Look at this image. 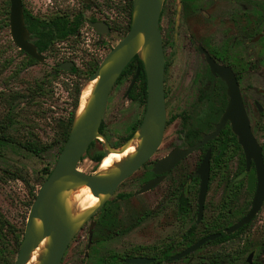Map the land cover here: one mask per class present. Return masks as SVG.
Instances as JSON below:
<instances>
[{
  "label": "flooded vegetation",
  "instance_id": "1",
  "mask_svg": "<svg viewBox=\"0 0 264 264\" xmlns=\"http://www.w3.org/2000/svg\"><path fill=\"white\" fill-rule=\"evenodd\" d=\"M77 1L82 3L81 9H62L48 16L34 14L23 2L24 17L25 13L28 15L25 19L45 22L43 26L51 30L49 35L54 38L49 49L41 53L37 47L38 37L26 24L31 42L45 57L44 62L50 56L61 58L53 64L51 72L71 86L77 83L82 86L83 80L96 72L104 58L129 33L133 20V0H121L120 3L117 0ZM169 1H164L160 17L167 111L162 144L83 226L70 243L62 264L69 256L73 264H133L129 261L135 258L150 260L147 264H176L183 260H190L191 264H264V197L249 223L232 231L252 213L257 194L264 188V0H175L172 11L169 10ZM89 9L91 13L87 15ZM216 10L224 14L221 19L207 15ZM117 11L120 19L113 16ZM168 11H171V18L167 16ZM200 16L206 19H199ZM76 18H81L79 30L64 38L66 30L61 25L57 30L55 22H73ZM115 36H120L117 44L110 40ZM14 45L23 59L29 56ZM97 47L106 52L104 56L97 55ZM129 65L116 82L108 106L114 90L130 80L124 99L141 106L143 115L112 146L105 124L107 106L100 133L113 148L124 146L135 135L148 105V84L146 82L145 98L140 82L144 65L143 69L137 65L135 70L132 67L128 72ZM138 69H141L140 75L130 91ZM233 93L237 97L233 118H239L244 129L248 119L254 140L252 150L241 142L233 121L227 120L217 136L183 156L169 170L158 169L160 162L179 152L192 150L204 141L205 136L218 131L233 106ZM97 141L104 149L105 141L101 138ZM93 146L94 143L89 150ZM163 147L166 149L163 156L156 157ZM207 157L209 176L201 209L200 169ZM102 160L97 162L93 157L98 167ZM131 179L137 187L120 191ZM152 181L157 183L146 189ZM156 192H160L156 209H147L137 201L140 196ZM167 204L173 208L179 224V240L156 246H133L130 252L102 254L107 243L128 235L154 217L166 214ZM6 222L9 221L0 212V238L5 233ZM7 226L12 227L11 224ZM87 228V240L77 241L78 235ZM205 239L209 240L195 252L174 260ZM4 246L0 245V264L7 261Z\"/></svg>",
  "mask_w": 264,
  "mask_h": 264
},
{
  "label": "water",
  "instance_id": "2",
  "mask_svg": "<svg viewBox=\"0 0 264 264\" xmlns=\"http://www.w3.org/2000/svg\"><path fill=\"white\" fill-rule=\"evenodd\" d=\"M165 0H133V20L129 33L113 50L104 58L96 72L88 79L87 83L96 81L93 93L83 113H75L74 122L67 142L50 176L40 187L36 200L32 204L24 239L15 264H29L33 253L45 243L37 264H62L64 255L75 236L83 226L100 211L112 198L118 187L129 177L135 174L147 163L160 148L166 128L167 111L164 90L165 57L163 40L160 31V17ZM10 31L14 43L30 57L38 62H44L45 57L40 54L31 42V34L26 28L23 0H10ZM138 56L143 62L147 75L148 105L144 120L135 135L122 147L113 148L106 138L100 133L102 122L107 111L110 94L120 78L122 72L130 62ZM141 69L131 84L130 91L140 75ZM233 106L225 115L218 131L214 135L205 136L197 147L188 152H179L158 164V169L169 170L183 156L189 154L208 139L218 135L227 120H232L235 132L240 136L241 142L254 145L248 119L246 129L242 128L239 118H233L237 97L233 93ZM79 107V105H78ZM241 125V126H240ZM103 139L104 158L112 152L123 154L130 146L136 148L135 153L115 163L106 170H99L94 174L85 173L79 166L83 157L88 153L92 143ZM103 158V159H104ZM160 173V170H157ZM202 178L200 204L201 209L205 200L207 181L209 176V158L201 166ZM157 181L150 182L154 186ZM264 183V178H263ZM87 186L99 202L93 208L75 215L69 204V199L77 189ZM264 197V188L260 189L255 208L252 213L238 224L232 231L249 223L258 211ZM209 239L202 240L192 246L174 260L187 256ZM133 264H147L146 258H135L129 261Z\"/></svg>",
  "mask_w": 264,
  "mask_h": 264
},
{
  "label": "rangeland",
  "instance_id": "3",
  "mask_svg": "<svg viewBox=\"0 0 264 264\" xmlns=\"http://www.w3.org/2000/svg\"><path fill=\"white\" fill-rule=\"evenodd\" d=\"M6 0H0V10ZM121 0H117L120 3ZM25 7L34 14L48 16L58 10L81 9L82 3L77 0H23ZM169 10L175 7V0L169 1ZM124 4V3H122ZM89 9L88 14L90 15ZM172 11V10H171ZM171 11L167 16L171 18ZM120 12L113 14L119 17ZM212 19H221L224 14L219 10L207 14ZM199 19H206L200 16ZM211 19V18H210ZM90 35L91 31H88ZM120 36L110 38L111 43L117 44ZM63 47V46H62ZM98 56L105 55V51L96 48ZM50 56L42 64H34L16 74L23 55H18V49L11 37L10 24L0 19V137L6 140L0 145V212L11 224L5 226V233L0 238V245H5L7 258L14 264L25 233L29 213L32 206L30 190L39 191L40 183L45 180L44 169H54L59 158L58 144L54 141L60 131V121L66 120L71 113L72 100L66 90L67 83L62 77L55 78L51 67L61 58ZM66 78V75H65ZM48 80L45 95H33L30 91L38 80ZM88 79L83 80L82 90ZM130 80L122 83L112 93L108 106L105 124L109 140L113 146L116 141L128 133V128L143 115V109L137 104L127 103L124 99ZM82 93V92H81ZM17 95L13 99V96ZM14 120L9 124L8 117ZM35 142L52 144L51 148L42 156H36L28 151L24 144ZM164 147L156 157L165 153ZM104 149L99 141L83 157L80 168L87 174H94L99 167L93 157L102 154ZM61 153V152H60ZM197 153L193 156L195 157ZM134 181H127L120 191L135 189ZM159 193L140 196L137 201L147 209L158 208ZM167 204L166 214L150 219L146 224L137 228L126 236L107 243L102 251L104 256L113 252H130L133 246H156L179 240V224L175 219L173 208ZM131 208L129 207L128 210ZM87 230L81 232L77 241L87 240ZM81 254H84L82 250ZM70 255V254H69ZM69 256L64 264H73ZM176 264H191L190 260L178 261Z\"/></svg>",
  "mask_w": 264,
  "mask_h": 264
},
{
  "label": "trees",
  "instance_id": "4",
  "mask_svg": "<svg viewBox=\"0 0 264 264\" xmlns=\"http://www.w3.org/2000/svg\"><path fill=\"white\" fill-rule=\"evenodd\" d=\"M10 9H11V2L10 0H6L4 7L2 10H0V19L3 20V22L9 24V20H10ZM25 17H28V15L25 13ZM25 22L28 26L29 31L35 35L36 37H38V42H37V47L38 50L42 53L45 50L49 49V43H51L54 38L50 37L49 33L51 32V30H47V26H43L46 23H40L39 20L37 19H25ZM63 26L64 29L66 30L65 35L63 36L64 38L67 37L69 34L72 33H76L79 30V27L81 25V18H76L73 22H60L59 20H57L55 22V26L57 28V30L59 29V27ZM136 63H138L137 65L140 66L143 69V63L140 61L139 57L136 56L134 58V60L131 62V64L128 67V72L132 71V67L134 68V70L136 69L137 65ZM34 64H38L36 60H34L31 57H27L24 58L22 61V64L20 66V69L16 71V74H18V72H20L21 70H24L25 68L32 66ZM126 71V72H127ZM59 75H56L55 78H58ZM140 82L141 84H143V94H145V98H146V92H147V86H146V74L144 72V70H142V75L140 77ZM47 84H49L48 80H41L38 79L35 84L34 87L30 90L33 95H45L46 94V86ZM66 85V90L69 91L70 93V98L72 100V111L69 114V117L66 118V120H62L60 121V131L57 132L56 135V139H55V143L58 144V148H59V155L60 152L62 151L65 143L67 142L70 132H71V128L74 122V118H75V113L76 110L78 108L79 102H80V97H81V92H82V86L80 83L75 84L74 86ZM17 95L13 96V99L16 98ZM9 120V124L12 125L14 123V120L11 118V116L8 117ZM6 140H2V138L0 137V145L3 144ZM52 144H42V143H35V142H27L24 144V147L34 153L36 156H42L45 152H47L50 148H51ZM103 158V154L102 155H98L97 157H95V160L97 162H100ZM53 169L47 167L44 169V176H45V180L43 182L40 183V187L42 186V184L46 181V179L50 176L51 172ZM37 193L38 191L34 188H32L30 190V196L32 198V201L34 203V201L36 200L37 197ZM32 203V204H33ZM6 225H10L9 222H6ZM20 248V247H19ZM19 252V251H18ZM1 257V255H0ZM6 264H11V262H9V259H6Z\"/></svg>",
  "mask_w": 264,
  "mask_h": 264
},
{
  "label": "bare ground",
  "instance_id": "5",
  "mask_svg": "<svg viewBox=\"0 0 264 264\" xmlns=\"http://www.w3.org/2000/svg\"><path fill=\"white\" fill-rule=\"evenodd\" d=\"M96 81H92L89 83H86L84 85V88L81 93L80 97V102H79V107H78V115L83 113L85 110L87 103L93 93L94 87L96 85ZM136 148L134 146H130L123 154H120L119 152H112L108 157L104 158L102 162L99 165V168L101 170H106L112 167L115 163L120 162L124 158L128 157L129 155H132L135 153ZM99 202V199L94 197L90 188L87 186H84L82 188L77 189L75 192L72 193L70 199H69V204L72 207V210L75 215H79L94 206H96ZM44 242L40 248H38L32 256L31 261L29 264H37L38 263V257L42 251V249L45 246Z\"/></svg>",
  "mask_w": 264,
  "mask_h": 264
}]
</instances>
